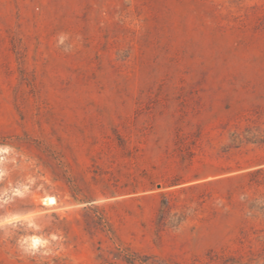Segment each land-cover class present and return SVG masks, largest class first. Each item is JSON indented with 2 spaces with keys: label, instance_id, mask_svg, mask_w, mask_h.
Here are the masks:
<instances>
[{
  "label": "rangeland",
  "instance_id": "374dc122",
  "mask_svg": "<svg viewBox=\"0 0 264 264\" xmlns=\"http://www.w3.org/2000/svg\"><path fill=\"white\" fill-rule=\"evenodd\" d=\"M0 264H264V0H0Z\"/></svg>",
  "mask_w": 264,
  "mask_h": 264
},
{
  "label": "bare ground",
  "instance_id": "6f19581e",
  "mask_svg": "<svg viewBox=\"0 0 264 264\" xmlns=\"http://www.w3.org/2000/svg\"><path fill=\"white\" fill-rule=\"evenodd\" d=\"M41 201H42V203H44V204H48V205H52V204L56 203V202H55V198H54L53 196H51V195H48V196L43 197ZM73 205H74V204H73ZM52 207H53V206H52ZM61 207H62V206H61ZM71 207H72V206H71ZM53 208H54V207H53ZM66 208H67V207H66ZM68 208H70V207H68ZM58 209H59V208H58ZM37 210H38V209H37ZM39 210H40V209H39ZM33 211H35V210H32V212H33ZM29 212H30V211H29ZM32 212H31V213H32ZM31 213H30V214H31ZM14 215H16V214H14ZM18 215H19V214H18ZM28 215H29V214H28ZM26 216H27V215H25V218H26ZM23 218H24V216H23ZM23 218H22V219H23ZM8 219H9V218H8ZM17 219H18V218H17ZM12 220H14V219H12ZM5 221H6V219H5ZM5 221H4V222H5ZM15 221H16V220H15ZM4 222H3V223H4ZM10 222H11V221H10ZM8 223H9V222H8ZM34 241H36V238H35Z\"/></svg>",
  "mask_w": 264,
  "mask_h": 264
}]
</instances>
